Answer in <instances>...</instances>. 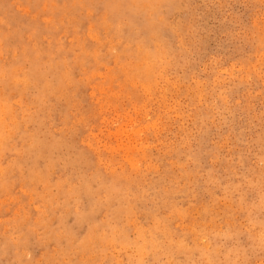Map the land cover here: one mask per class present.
<instances>
[{
  "label": "rangeland",
  "instance_id": "374dc122",
  "mask_svg": "<svg viewBox=\"0 0 264 264\" xmlns=\"http://www.w3.org/2000/svg\"><path fill=\"white\" fill-rule=\"evenodd\" d=\"M263 24L0 0V264H264Z\"/></svg>",
  "mask_w": 264,
  "mask_h": 264
},
{
  "label": "bare ground",
  "instance_id": "6f19581e",
  "mask_svg": "<svg viewBox=\"0 0 264 264\" xmlns=\"http://www.w3.org/2000/svg\"><path fill=\"white\" fill-rule=\"evenodd\" d=\"M264 25V24H263ZM242 68V67H241ZM94 75V74H93ZM70 84V83H69ZM73 84V83H72ZM2 85V84H1ZM142 85V84H141ZM145 88V87H144ZM75 91V90H74ZM73 97V96H72ZM222 99V98H221ZM248 105V104H247ZM31 106V105H30ZM209 109V108H208ZM52 114V113H51ZM178 114V113H177ZM130 120V119H129ZM130 122V121H129ZM52 127V126H51ZM62 127V126H61ZM185 127V126H184ZM181 128V127H180ZM31 131V130H30ZM13 136V135H12ZM160 142V141H159ZM29 143V142H28ZM61 143V142H60ZM177 151V150H176ZM182 161V160H181ZM131 162V161H130ZM10 164V163H9ZM5 168V167H4ZM104 168V167H103ZM231 170V169H230ZM168 176V175H167ZM68 177V176H66ZM112 178V177H111ZM100 179V178H99ZM41 180V179H40ZM55 180V179H54ZM62 182V181H61ZM79 184V183H78ZM47 185V184H46ZM62 185V184H61ZM34 186V185H33ZM73 186V185H72ZM145 186V185H144ZM178 188V187H177ZM28 190V189H27ZM71 207V206H70ZM46 208V207H45ZM45 211V210H44ZM117 215V214H116ZM23 218V217H22ZM7 219V218H6ZM13 220V219H12ZM94 222V221H93ZM42 224V223H41ZM41 236V235H40ZM44 237V236H43ZM13 242V241H12ZM5 257V256H4Z\"/></svg>",
  "mask_w": 264,
  "mask_h": 264
}]
</instances>
